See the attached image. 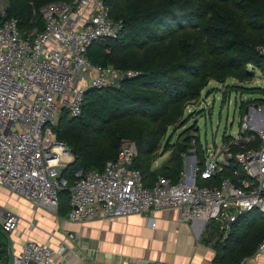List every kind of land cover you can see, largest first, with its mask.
<instances>
[{"label": "built area", "instance_id": "2783aa9c", "mask_svg": "<svg viewBox=\"0 0 264 264\" xmlns=\"http://www.w3.org/2000/svg\"><path fill=\"white\" fill-rule=\"evenodd\" d=\"M1 1L0 190L57 216L58 195L68 189L66 218L71 223L97 214L127 218L174 209L180 225L198 224L202 232L215 224L227 234L245 214L255 210L264 214V117L258 127L251 121L253 114L264 113V106L245 110L236 138L225 136L219 144L201 146V158L194 148L193 155L182 156L176 183L157 176L152 187H145L140 171L133 168L136 145L123 140L114 161L102 171L77 170L69 186L62 177L67 167L63 157L69 152L48 125L62 109L70 118H78L89 89L117 86L141 74L88 61L89 45L117 38L122 21L109 18L103 0L54 1L33 11L41 18V30L20 31ZM258 50L264 55V48ZM20 223L16 213L0 209V234H16ZM68 238L75 239L73 234ZM12 250L6 246L11 264H54L57 256L62 257L59 264L74 260L84 264L63 243L52 248L27 239ZM263 254L264 235L254 252Z\"/></svg>", "mask_w": 264, "mask_h": 264}, {"label": "trees", "instance_id": "16d2710c", "mask_svg": "<svg viewBox=\"0 0 264 264\" xmlns=\"http://www.w3.org/2000/svg\"><path fill=\"white\" fill-rule=\"evenodd\" d=\"M54 1L66 0H7L5 14L17 20L20 31H30L34 27L41 30V18L33 15V11ZM208 1L209 17L199 25L194 33L195 41L190 45L176 44L170 35L183 22L196 19L190 0H103L109 9V18L122 21L123 26L117 38L101 39L89 45L88 61L141 74L117 86L89 89L84 95L81 115L78 118L67 115L66 119L60 120L55 131L57 139L68 146L74 156V161L62 174L69 186L77 170L102 171L106 163L114 161L123 140L135 143L137 156L133 168L140 171L143 184L148 188L157 176L176 183L183 164L182 156L189 148H194L197 157L201 158L198 137H187L182 144L166 143L163 154L169 152L171 156L163 169L151 163L160 148L156 126L174 109L181 88L186 86V78L199 77L203 69V72L208 71L206 74H213L217 82L233 78L242 84L251 77L249 70H264V55L258 50L264 48V0ZM127 27L135 28V34L141 39L139 45L123 46L121 37ZM141 78L144 81L138 85L131 83ZM112 89L117 93L108 97V90ZM229 90L257 95L259 98L253 102L264 106V88L231 85ZM95 93L99 95L93 97ZM250 103H242L241 114ZM87 117L96 124L91 129L83 122ZM74 120H78V124L75 125ZM100 135L103 136L101 139ZM58 203L59 215H66L69 211L68 189L59 193ZM243 221H248L249 225L238 229ZM208 230L225 236L223 241H215V263L239 264L254 254L261 241L264 214L257 210L245 214L227 234L219 231L217 225L209 224L203 237L206 242H211L212 235Z\"/></svg>", "mask_w": 264, "mask_h": 264}, {"label": "crops", "instance_id": "0c3cea01", "mask_svg": "<svg viewBox=\"0 0 264 264\" xmlns=\"http://www.w3.org/2000/svg\"><path fill=\"white\" fill-rule=\"evenodd\" d=\"M255 117H264V113H257ZM0 196H4V192ZM10 203L13 205L10 209L21 221L18 232L10 235L13 250H17L25 240L32 239L48 243L52 248L63 243L84 264H144L145 261L218 264L215 263V241L206 242L203 237L205 229L200 232L198 224L180 225L178 212L174 209L127 218H108L97 214L84 222L71 223L66 218L67 214L58 218L42 209H35L25 201L11 200ZM152 220L154 227L151 226ZM50 221V225L44 223ZM41 226L44 231H39ZM69 234H73L75 239H69ZM94 240L96 245H93ZM3 247L5 250L6 246ZM61 259L57 256L54 264H59ZM72 264L82 263L74 260ZM239 264H264V254H253Z\"/></svg>", "mask_w": 264, "mask_h": 264}, {"label": "rangeland", "instance_id": "374dc122", "mask_svg": "<svg viewBox=\"0 0 264 264\" xmlns=\"http://www.w3.org/2000/svg\"><path fill=\"white\" fill-rule=\"evenodd\" d=\"M194 7L191 9L195 12V20L185 21L178 28H175L172 35V40L176 44H193L195 41L194 36H196L198 27L204 20L209 17V1L208 0H190ZM4 5L8 2L7 0L1 1ZM123 46H135L141 43V39L135 34V28L127 27L125 28L124 34L121 37ZM143 39V38H142ZM251 77L244 80V82L239 83L236 79L225 78L224 81L217 82L213 78V74L208 75L206 72L201 70L202 74L199 77L188 76L186 78V86L181 88L180 96L178 97V102L176 103L174 109L170 111L168 117H165L161 123L156 126V130L160 136V148L156 154L152 157V164L159 169H163L168 165V160L170 158V153L163 154L164 146L166 143L178 145L182 144L184 139L187 137H198L201 146L213 145L221 143L222 139L226 137L236 138L239 131V124L241 122V116L245 113V110L250 111L251 107L263 106L258 102H253L259 96L250 94H241L239 92H232L229 90L231 85H241L247 88L251 87H261L264 88V70L251 69ZM144 78L132 80L133 85H138ZM117 90H108V97L115 96ZM93 97L98 96L99 93H95ZM91 98V97H90ZM108 99V98H107ZM246 101H251L241 114L240 106ZM261 113V112H259ZM101 114V113H99ZM257 113L253 114L251 121L256 127L260 126V118L255 117ZM67 118V111L62 109L56 114V119L48 125V130L52 135H55L56 141H58L56 136V129L58 128L59 122L62 118ZM86 120L83 119L85 127L92 128L94 124L87 117ZM101 118V117H99ZM103 118V117H102ZM86 120V121H85ZM78 120H74V124H78ZM262 125L264 123L261 122ZM198 131L196 132V130ZM103 136L100 135L99 139ZM68 150L69 155L63 157V160L67 161V167L74 161V156L71 153V149L66 146V151ZM193 151L192 148L188 149V153ZM66 167V169H67ZM4 192V196H0V209L11 210L12 207L11 200L19 201L18 198L14 197L6 190H0V194ZM10 203V204H9ZM13 211V210H11ZM14 212V211H13ZM15 213V212H14ZM57 216L59 218V206L57 210ZM55 216V215H53ZM41 221V220H40ZM46 225H50V222H44ZM249 225L248 221H243L240 223L238 229L245 228ZM211 228V227H210ZM43 226H41L39 231H44ZM209 229V228H208ZM210 231L212 235V241L221 242L224 240L222 235L217 234L215 231ZM97 241H93V245H96ZM0 264H11V257L8 258L5 254L3 246H12L13 240L10 235L0 234Z\"/></svg>", "mask_w": 264, "mask_h": 264}, {"label": "water", "instance_id": "95a60500", "mask_svg": "<svg viewBox=\"0 0 264 264\" xmlns=\"http://www.w3.org/2000/svg\"><path fill=\"white\" fill-rule=\"evenodd\" d=\"M188 155H193V152L192 151H190L189 153H188ZM5 264H8L7 263V261H6V263Z\"/></svg>", "mask_w": 264, "mask_h": 264}]
</instances>
